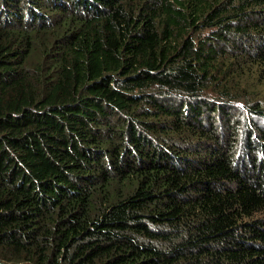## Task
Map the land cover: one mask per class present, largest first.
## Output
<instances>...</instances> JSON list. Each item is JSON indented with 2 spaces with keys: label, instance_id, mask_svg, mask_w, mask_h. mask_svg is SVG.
Here are the masks:
<instances>
[{
  "label": "trees",
  "instance_id": "trees-1",
  "mask_svg": "<svg viewBox=\"0 0 264 264\" xmlns=\"http://www.w3.org/2000/svg\"><path fill=\"white\" fill-rule=\"evenodd\" d=\"M248 71L264 0H0V264H264Z\"/></svg>",
  "mask_w": 264,
  "mask_h": 264
},
{
  "label": "rangeland",
  "instance_id": "rangeland-1",
  "mask_svg": "<svg viewBox=\"0 0 264 264\" xmlns=\"http://www.w3.org/2000/svg\"><path fill=\"white\" fill-rule=\"evenodd\" d=\"M248 73L252 74L251 76H248V81L244 83L240 81V86H236V88H240L239 90L244 97V99L239 102V105L241 106V103L246 104V102L256 100L264 107V72L260 75L256 74L255 71H248L247 74Z\"/></svg>",
  "mask_w": 264,
  "mask_h": 264
}]
</instances>
